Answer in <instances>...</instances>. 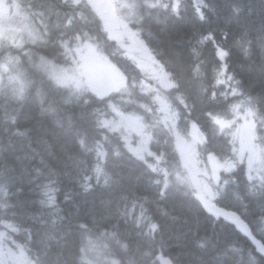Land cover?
Here are the masks:
<instances>
[{
    "label": "trees",
    "instance_id": "1",
    "mask_svg": "<svg viewBox=\"0 0 264 264\" xmlns=\"http://www.w3.org/2000/svg\"><path fill=\"white\" fill-rule=\"evenodd\" d=\"M17 1L45 2L57 25L38 45L0 49V66L15 64L25 75L21 93L0 90V231L35 264H264L234 226L205 212L174 136L155 122L153 94L140 86L147 77L93 8L84 0ZM138 2L136 29L175 84L164 97L180 132L189 137L196 124L206 138L201 159L214 154L228 164L215 204L237 212L264 244V179L248 178L235 159L234 125L227 127L249 107L257 136L264 132V0ZM76 37L98 43L128 94L98 97L52 78L53 67L67 64L63 45ZM27 48L36 55L30 65ZM111 105L147 123L152 155L139 159L122 128L101 124Z\"/></svg>",
    "mask_w": 264,
    "mask_h": 264
},
{
    "label": "rangeland",
    "instance_id": "2",
    "mask_svg": "<svg viewBox=\"0 0 264 264\" xmlns=\"http://www.w3.org/2000/svg\"><path fill=\"white\" fill-rule=\"evenodd\" d=\"M85 1L99 15L108 37L117 42L119 48L147 77L140 82V86L145 92L153 94L152 101L157 105L154 112L155 122L164 125L174 136L180 162L188 172V179L196 195L213 200L219 191L214 188L210 169L198 151L199 145H202L206 138L194 123L190 125L189 137L179 131L177 113L171 109L164 97V93L175 84L155 57L149 53L147 45L136 29L142 18L138 0ZM49 8L45 2H37L32 6L26 5L23 11V6L16 0H0V49L40 44L44 34L54 30L57 25V17ZM73 42L72 46L64 44L67 64L53 67L52 78L59 85L87 90L98 97L113 93L128 94L126 78L103 53L96 41L76 37ZM218 56L224 62L225 52L219 50ZM34 59L36 55L27 48V63L29 65L34 63ZM223 69L225 70V65ZM24 85L23 70L19 71L12 63L11 65L3 63L0 66V90L4 89L8 97L21 93ZM111 113L112 116L103 118L101 124L111 130L122 128L126 133L128 150L139 159L145 160L147 156L152 155L149 148L151 133L147 130V123L134 113L122 112L116 105H111ZM232 125L234 127L230 135L236 148V161L245 163L250 179L263 180L264 132L258 136L256 134L255 112L252 108L246 107L242 114L227 123V127ZM221 165L223 171L228 170L227 162H222ZM177 178L181 182L186 180L182 175H177ZM4 193L5 188L0 184V196ZM0 264L35 263L22 245L3 230L0 231Z\"/></svg>",
    "mask_w": 264,
    "mask_h": 264
},
{
    "label": "water",
    "instance_id": "3",
    "mask_svg": "<svg viewBox=\"0 0 264 264\" xmlns=\"http://www.w3.org/2000/svg\"><path fill=\"white\" fill-rule=\"evenodd\" d=\"M208 160L213 172V178L216 182L220 180L221 165L218 159L214 155H209ZM197 200L202 205L205 212L216 220L223 219L232 226H234L237 232L252 244L257 254L264 257V244L253 234L250 226L244 221V219L234 211H226L224 208L211 204L207 199L202 196L197 197ZM161 264H172L168 258H162Z\"/></svg>",
    "mask_w": 264,
    "mask_h": 264
},
{
    "label": "bare ground",
    "instance_id": "4",
    "mask_svg": "<svg viewBox=\"0 0 264 264\" xmlns=\"http://www.w3.org/2000/svg\"><path fill=\"white\" fill-rule=\"evenodd\" d=\"M259 255V254H258Z\"/></svg>",
    "mask_w": 264,
    "mask_h": 264
},
{
    "label": "flooded vegetation",
    "instance_id": "5",
    "mask_svg": "<svg viewBox=\"0 0 264 264\" xmlns=\"http://www.w3.org/2000/svg\"><path fill=\"white\" fill-rule=\"evenodd\" d=\"M17 1V0H16Z\"/></svg>",
    "mask_w": 264,
    "mask_h": 264
}]
</instances>
